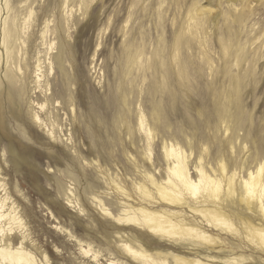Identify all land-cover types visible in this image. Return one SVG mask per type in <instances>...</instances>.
Masks as SVG:
<instances>
[{
	"label": "rangeland",
	"instance_id": "1",
	"mask_svg": "<svg viewBox=\"0 0 264 264\" xmlns=\"http://www.w3.org/2000/svg\"><path fill=\"white\" fill-rule=\"evenodd\" d=\"M12 1L24 7L28 0ZM67 1L62 14L55 8L60 0L34 6L19 92L14 101L7 90L0 97V195L11 198L8 207L15 205L26 226L14 230L13 244L24 241L51 264H148L126 243L143 245L165 264H178L177 257L264 264L261 242L223 233L220 247L172 241L119 225L98 202L116 216L121 201L140 205L134 183L153 190L152 175L165 184L164 143L184 150L195 180L200 159L211 174L222 161L257 171L264 161L262 2L236 11L225 0ZM199 10L207 14L198 17ZM142 113L154 132L151 143L140 129ZM57 115L53 139L36 116L48 122ZM113 181L126 187L129 200ZM230 206L263 224L259 210Z\"/></svg>",
	"mask_w": 264,
	"mask_h": 264
},
{
	"label": "bare ground",
	"instance_id": "2",
	"mask_svg": "<svg viewBox=\"0 0 264 264\" xmlns=\"http://www.w3.org/2000/svg\"><path fill=\"white\" fill-rule=\"evenodd\" d=\"M17 1L22 3L23 0ZM215 1L221 2V0H212L211 5L217 4ZM225 1L229 5L228 9L232 8L236 11L239 6L244 9L249 8L251 3L250 0ZM257 1L264 5V0ZM36 4H39V0H28L25 3L26 8H24L25 6H18L12 0H0V97L7 90L11 101H14L19 92L18 77L23 70L20 65V53L30 42V29L34 23V6ZM67 4V0H60L55 8L61 10L62 14V12H66ZM206 10H199L196 15L198 17L205 16ZM49 25L50 22L46 21L45 32L42 34L43 39L46 38ZM180 38L179 40L182 41ZM128 61L134 63L137 58L130 55ZM38 70L41 71L40 65ZM153 116L155 117V115ZM36 120L41 127L48 129L53 139H56L55 128L59 123L58 115L54 116V121L51 118L46 122L39 116H36ZM140 129L146 133L148 143H151L155 138L154 132L147 125L143 113L140 118ZM164 151L167 182L165 184L160 183L155 180L154 176H148L153 190L134 183L135 192L141 200L140 205L133 206L128 202L121 201L122 210L116 216L105 206L102 200H99V207L104 216L114 218L119 225H134L149 230L161 238L177 242L190 239L220 247V244L223 243L220 239L223 233L240 240L255 241L256 244L259 242V246H261L260 242L264 245L263 160L255 172L247 171L245 164L242 166L235 165L234 170H232L229 165L222 161L219 165V172L211 168L214 173L211 174L210 169L209 172L206 169L207 166L203 165V159H200L199 165L196 166L198 177L195 180L191 176L188 158L184 150L175 145L164 143ZM113 182L123 199L129 200L131 194L125 189L126 187L119 186L116 181ZM10 200L9 196L3 198L0 195V264H51L47 255L44 256V261L40 262L26 248L24 241L18 246L13 244L14 230L25 229L26 226L15 205L12 203L13 206L8 207ZM68 202L79 207L78 202L70 199ZM238 203L250 213L254 214L257 212L256 210H259L263 224L257 227L246 218L232 213L229 210L230 205ZM70 235L72 236V234ZM23 238L25 239V237ZM124 248L131 255L140 256L148 264H165L163 261H156L143 248V245H138V250H135L126 243ZM82 250L84 254L90 253L85 249ZM92 258L98 259V254L92 255ZM176 259L178 264H210L198 259L190 260L181 257Z\"/></svg>",
	"mask_w": 264,
	"mask_h": 264
}]
</instances>
